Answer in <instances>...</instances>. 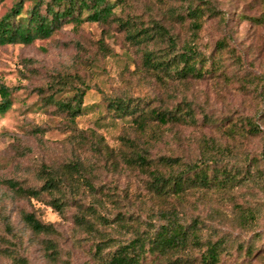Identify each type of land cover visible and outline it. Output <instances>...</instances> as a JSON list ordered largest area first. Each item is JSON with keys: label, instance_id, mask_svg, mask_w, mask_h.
Segmentation results:
<instances>
[{"label": "rangeland", "instance_id": "rangeland-1", "mask_svg": "<svg viewBox=\"0 0 264 264\" xmlns=\"http://www.w3.org/2000/svg\"><path fill=\"white\" fill-rule=\"evenodd\" d=\"M15 1L0 0V18ZM207 1L211 10L197 32L186 15L200 0H108L114 6L107 22L68 23L48 39L0 47V86L10 91L12 104L0 115V264H17L16 259L27 264H101L74 224L79 204L95 205L110 221L124 214L128 222L145 228L142 222L151 206L145 189L148 177L103 149L128 153L122 137L134 140L153 160L172 157L194 163L204 139L230 148L232 171H240L246 155L257 159L260 173L250 168L245 180L234 186L237 203L258 213L254 225L243 228L231 214L229 201L203 191L191 192L185 221L204 222L203 240L227 241L219 264H264V24L250 20L262 16L264 0ZM29 6L27 2L25 8ZM125 21L151 33L158 23L177 49L193 43L208 59L206 68L214 63L212 72L202 78L160 80L144 68L142 52L167 51L169 43L156 38L138 46L126 37ZM220 41L227 42L221 54ZM77 87L85 88L82 114L71 125L53 100H69ZM116 100L140 111L183 109L194 122H153L140 132L130 116L118 118L107 109V101ZM246 118L261 134L241 138L227 132L235 124L240 128ZM72 163L78 172L70 171ZM45 170L72 174L62 186V215L50 206L48 194L28 199L16 190L38 189ZM217 211L224 214L218 216ZM24 213L53 224L56 235L34 234L22 220ZM111 233L126 236L122 229ZM247 246L253 248L251 257L244 254Z\"/></svg>", "mask_w": 264, "mask_h": 264}, {"label": "trees", "instance_id": "trees-1", "mask_svg": "<svg viewBox=\"0 0 264 264\" xmlns=\"http://www.w3.org/2000/svg\"><path fill=\"white\" fill-rule=\"evenodd\" d=\"M27 2H30V6L26 9ZM113 6L108 0H16L0 18V47L31 45L36 40L48 39L68 23L78 25L84 21L107 22L112 16ZM210 10L207 0H200V5L187 10L186 16L194 31L201 29L203 18ZM250 20L252 23L264 24V11L261 17ZM122 25L126 37L138 46L156 38L169 43L167 51L144 49L142 52L144 68L160 80L172 76L179 79L202 78L214 68L213 62L209 69L206 68L208 59L200 55L193 43L177 49L175 40L158 23L153 25L152 33L146 29L138 30L133 23L127 21ZM223 50H227L226 41L217 43V53L221 54ZM84 90L85 88L77 87L67 101L52 99L56 109L67 114L71 125H75L77 116L82 114ZM0 97V115H4L12 105L10 91L4 86H0ZM107 109L118 115V118L130 116L140 132H144L153 122L158 126L194 122L191 113L183 115V109L179 108L174 111H140L139 107L130 109V104L116 100L107 101ZM236 127V124L228 127L227 132H236L241 138L261 134L251 118H246L240 128ZM121 141L128 148V153L111 150L109 147L103 149L108 151V155L114 154L115 159L119 160L118 163L136 168L148 177L145 189L151 206L147 211L148 218L142 222L145 228L141 229L140 225L128 222L124 214L117 215L110 221L97 211L95 205H78L74 224L88 238L92 256L101 264H219L221 256L227 251V241L223 238L203 240L204 222L197 219L189 223L185 221L192 191L219 194L222 200L229 201L231 214H234V218L243 228H249L256 223L258 213L237 203L234 186L245 180L244 176L251 172L250 168H254L255 174L260 173L256 168L257 159L246 155L238 166L240 171H232L228 164L230 148H219L210 139L203 140L201 157L194 163H183L181 159L172 157L153 160L134 140L122 137ZM96 143L100 147L101 141L97 140ZM68 168L75 173L79 170L75 163ZM44 172L43 185L38 189H14L17 188V192L28 199H38L42 194H48L51 196L50 206L58 215H62L65 204L62 186L72 178V174L61 175L48 170ZM251 180H255L254 177ZM217 213L218 216L224 214L222 211ZM22 220L34 234L52 236L57 233L53 224L42 223L33 213H24ZM115 229L124 230L126 236H113L111 231ZM49 247L54 248L53 243ZM244 254L251 257L253 248L247 246ZM16 262L27 264L24 259H16Z\"/></svg>", "mask_w": 264, "mask_h": 264}]
</instances>
